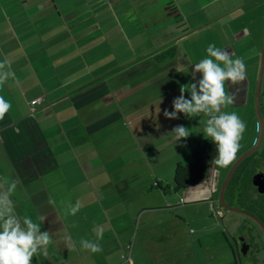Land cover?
<instances>
[{"label": "crops", "instance_id": "obj_1", "mask_svg": "<svg viewBox=\"0 0 264 264\" xmlns=\"http://www.w3.org/2000/svg\"><path fill=\"white\" fill-rule=\"evenodd\" d=\"M263 39L264 0H0V264H191L156 168L162 148L186 153L198 137L169 95L181 78L212 88L216 55L233 61L220 78L229 99L247 106ZM145 72L156 100L117 107Z\"/></svg>", "mask_w": 264, "mask_h": 264}, {"label": "rangeland", "instance_id": "obj_2", "mask_svg": "<svg viewBox=\"0 0 264 264\" xmlns=\"http://www.w3.org/2000/svg\"><path fill=\"white\" fill-rule=\"evenodd\" d=\"M262 46L263 42L261 43V46H259L260 54L256 56L253 60L254 62L252 63L260 64ZM219 47L220 46H209V49L212 48V50L216 51ZM252 53L253 52L250 50L247 52H240L239 59L244 67L248 65V62L243 59L246 58L245 56H250ZM198 57V54L192 53L191 60L185 62L186 66L192 65L191 68L195 67V64L199 63L197 60ZM200 63L202 64V62ZM179 64L183 65V62H179ZM209 64L214 67L215 73L213 72L214 74H211L209 71L206 81L208 83H212L213 87L208 89L207 92H205L204 89L200 92V90L198 91L200 87L194 78L190 80L181 78L180 84L177 83L176 87L173 89L175 94L170 92V103L173 102L178 104V102H182L183 105H185L182 111H178L181 112L180 117L182 118L183 123H187L184 130L187 129V126H193L191 132L192 137L195 138L192 139H196L197 137L198 139H202L214 135L217 128L209 120V115H212L217 117V119L219 118L218 130L228 134L229 142L227 144L226 152L219 156L211 165L205 180L201 184L192 186L188 189L189 194L192 190L196 191L195 195H188L186 197L184 195L185 191L172 194L171 202L175 204L174 210L172 209L174 213L173 216H176V218H173L172 222L174 225L173 223L172 225L173 228L175 227L177 235L181 234L182 236V240H180L182 246L180 245L181 247H179L185 249L188 248L187 250L191 249V251H189L190 253L186 255V258L192 257L190 261L192 262L191 264H196L197 261L198 264H264V240L255 224L242 214L226 210L220 202L221 188L230 168L240 156L252 149L258 138L259 126L255 101V89L257 86L256 77H258L259 67L258 69H255L250 77L252 87L250 91V101L246 106L243 102L239 103V101L235 102L229 99V92L226 88L227 83L224 82L222 84L224 80H220V78H223L221 73L233 66L232 59H227L222 62L218 56L215 55L212 56V60L209 61ZM139 76L140 77L127 78L128 81H138L139 84L142 83L141 87L133 94L126 95L124 93L121 97L116 98L117 107L119 102L122 103V101H148L150 103L151 101L156 100L155 97L157 94L152 92L153 88L157 87V84L155 83L157 80L156 77H153L154 75L150 72L140 73ZM112 77L114 76L111 75L110 79ZM109 84L114 85V83ZM171 90L172 89H170V91ZM161 91H163L162 87ZM261 92H263V90ZM162 95H164V97ZM159 98L168 99V94L160 93ZM259 107L264 119V96L259 99ZM135 112L137 114L150 112V107L148 106L146 109H135L133 113ZM198 118H200L199 121ZM189 119L191 123H188ZM203 119L206 122L208 121L210 130L206 127V129L203 130L204 136H200V134L199 136H196V132H193L195 130V126L197 125V122L200 127V123L204 125ZM151 121L152 120L149 119L146 125H148L150 129H153L154 125L151 124ZM124 123L130 130H134V126H131V121L128 123L127 120H124ZM112 124L113 127L117 128V125H115L114 122H112ZM150 129L148 128L146 130ZM186 133L187 136L184 135V138L186 140L185 142L188 143L191 138L190 133L187 131ZM144 137L145 135L142 136V138ZM149 141L151 144L158 143V146L160 147H165L169 144L168 141L153 142L151 139H149ZM138 142L140 143L142 149H149V147H144L146 146L144 144L145 141L142 142L139 140ZM128 143L129 145L132 144L131 141ZM189 143L194 145L195 141ZM163 149L164 148H162L159 152L161 157H159L156 175L159 179L173 184L175 165L177 164V161L180 159L181 162L187 163L190 159L191 150H186L185 153V148L183 147L181 149H177L176 151L173 150L170 152V150L165 153ZM130 150L133 151V148ZM135 151H137L136 147H134V152ZM149 173L150 172L148 170H145L140 172V176H149ZM213 190V197L215 201H211L210 199ZM246 191L247 195L252 197V200L257 199V202H263L262 198L257 196L255 191L250 187L249 190L247 189ZM194 197H197L200 202H193L191 198ZM244 200H247V198ZM240 201L235 203L236 207L247 208L249 206L248 202ZM215 208L220 209L221 213L217 212V209ZM179 215H182L185 220H179ZM248 230H251V233H249ZM183 231L190 234V244L187 243L188 237L184 238ZM243 237L247 239L250 244L246 257H244L241 253L239 254V249L236 245L237 241Z\"/></svg>", "mask_w": 264, "mask_h": 264}, {"label": "trees", "instance_id": "obj_3", "mask_svg": "<svg viewBox=\"0 0 264 264\" xmlns=\"http://www.w3.org/2000/svg\"><path fill=\"white\" fill-rule=\"evenodd\" d=\"M218 119L215 116H209L210 122L217 128V131L211 137H205L196 140L191 149L189 161L187 163L178 162L176 164L172 184L173 192L179 193L181 191L187 190L192 186L201 184L205 180L211 165L219 156L226 152L227 144L229 142V136L226 132H221L218 130ZM248 159L249 158H247L244 162L248 161ZM243 174L244 173L240 170L239 167L232 176L225 193L227 204H229L227 201V196L231 198L235 193L238 177H241ZM157 187L163 192L169 193V185L163 186L162 183L159 182L157 183ZM259 204L261 206L263 205V203L260 202ZM229 205L235 206V203ZM255 226L257 227L261 237L264 240L261 228L256 223Z\"/></svg>", "mask_w": 264, "mask_h": 264}, {"label": "flooded vegetation", "instance_id": "obj_4", "mask_svg": "<svg viewBox=\"0 0 264 264\" xmlns=\"http://www.w3.org/2000/svg\"><path fill=\"white\" fill-rule=\"evenodd\" d=\"M261 87H263V88H261V90H260V97L264 96V93H263L264 92V72H263ZM262 90H263V92H261ZM262 119H263V117H262ZM263 122H264V119H263ZM247 158H249L248 161L244 162ZM239 167H240V170L244 174L241 177H238L237 185L235 188V193L232 195V197L229 198V196L226 195L227 201L229 204L236 203L238 200L239 201L242 200L240 202H244V201L248 202L249 206L247 208L243 207V209H245V210L251 212L253 215H255L264 225V194L259 193L257 190V187L253 185V177L259 173L264 174V131H263V136H262L260 145L257 148V150L253 154L246 157L239 164V166L237 168H239ZM249 187L255 191L257 196H260L262 198V200H263L262 206L259 204V202L256 203L257 199L252 200V197L247 195L246 190L247 189L249 190ZM245 198H247V200H244ZM252 222L254 223V221H252ZM248 232L251 233V230H248ZM236 245L238 246L239 254L240 253L242 254L241 248L243 245H247L248 249L250 248L249 247L250 244H249L248 240L245 239L244 237L242 239L238 240Z\"/></svg>", "mask_w": 264, "mask_h": 264}, {"label": "water", "instance_id": "obj_5", "mask_svg": "<svg viewBox=\"0 0 264 264\" xmlns=\"http://www.w3.org/2000/svg\"><path fill=\"white\" fill-rule=\"evenodd\" d=\"M263 72H264V40H263V46H262V52H261V60H260V64H259V72H258V77H257V86H256V90H255V101H256V109H257L258 125H259L258 138H257L255 145L252 147V149H250L249 151L244 153L242 156H240L235 161V163L232 165V167L230 168L228 175L225 179V182L223 183L222 188H221L220 202L226 210L242 214V215L246 216L247 218L251 219L252 221H254V223H256L261 228V230L263 232V236H264V225L255 215H253L251 212H249L243 208H238V207L231 206V205L227 204L226 199H225L226 189H227L228 184H229L232 176L234 175L237 167L246 157L253 154L257 150V148L260 145L262 136H263L264 122H263L262 115L260 112V107H259L260 90H261ZM253 185L257 187V190L259 193L264 194V174H261V173L256 174L253 177ZM247 251H248V246L243 245L241 248V252H242L244 257L247 256Z\"/></svg>", "mask_w": 264, "mask_h": 264}, {"label": "built area", "instance_id": "obj_6", "mask_svg": "<svg viewBox=\"0 0 264 264\" xmlns=\"http://www.w3.org/2000/svg\"><path fill=\"white\" fill-rule=\"evenodd\" d=\"M39 101H40L39 99L33 100V101L31 102V105H35V104H37ZM181 201H182V200H181Z\"/></svg>", "mask_w": 264, "mask_h": 264}]
</instances>
